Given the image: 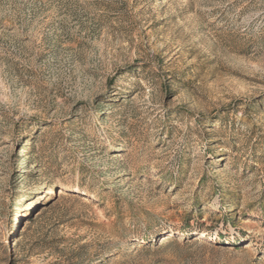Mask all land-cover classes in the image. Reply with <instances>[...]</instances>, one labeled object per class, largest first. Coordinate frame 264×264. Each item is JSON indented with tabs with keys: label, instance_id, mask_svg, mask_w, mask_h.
Listing matches in <instances>:
<instances>
[{
	"label": "rangeland",
	"instance_id": "obj_1",
	"mask_svg": "<svg viewBox=\"0 0 264 264\" xmlns=\"http://www.w3.org/2000/svg\"><path fill=\"white\" fill-rule=\"evenodd\" d=\"M108 250L264 264V0H0V264Z\"/></svg>",
	"mask_w": 264,
	"mask_h": 264
},
{
	"label": "trees",
	"instance_id": "obj_2",
	"mask_svg": "<svg viewBox=\"0 0 264 264\" xmlns=\"http://www.w3.org/2000/svg\"><path fill=\"white\" fill-rule=\"evenodd\" d=\"M124 101V98L120 99V101H109L111 104L114 103H122ZM107 150V149H106ZM112 154H117L115 152H112ZM103 189L105 190V188L103 187ZM98 198L102 201H105L106 197L103 196V194L100 193V195H98ZM109 217H116V222H115V227L117 228V230L115 231V234L117 236V238L121 239L122 241H128L131 238H133L134 236V230H131V228L127 227L125 225V218L122 215V206L119 202L114 203V207L112 208V210L109 211ZM228 215L225 214V217H227ZM144 238H146L147 240H150V237L148 234L144 235ZM151 241H148L147 244H144V247L149 248L150 246H152ZM121 249H117V252L120 253L122 251H120ZM111 251L108 250L107 253L105 252L103 255H100V257H98L97 259L94 260H89L88 262H84L81 264H108L110 261V255H111ZM117 253V254H118Z\"/></svg>",
	"mask_w": 264,
	"mask_h": 264
},
{
	"label": "bare ground",
	"instance_id": "obj_3",
	"mask_svg": "<svg viewBox=\"0 0 264 264\" xmlns=\"http://www.w3.org/2000/svg\"><path fill=\"white\" fill-rule=\"evenodd\" d=\"M74 192H77V190H75Z\"/></svg>",
	"mask_w": 264,
	"mask_h": 264
}]
</instances>
